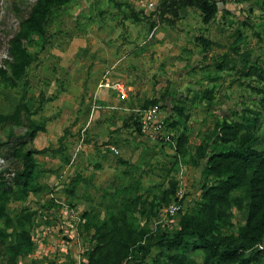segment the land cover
Returning <instances> with one entry per match:
<instances>
[{"label": "rangeland", "instance_id": "rangeland-1", "mask_svg": "<svg viewBox=\"0 0 264 264\" xmlns=\"http://www.w3.org/2000/svg\"><path fill=\"white\" fill-rule=\"evenodd\" d=\"M125 1L156 18L162 0ZM35 2L0 0V65L9 58V41ZM218 2L220 11L210 23L202 21L197 9L187 8L175 27L161 24L153 30L147 21L126 17L128 9L110 0H72L53 9L47 22L52 36L46 46L41 47L38 34L28 42L30 51L38 54L27 72L29 83L17 88L0 83V113H12L23 94L33 109L41 95L46 98L39 113L23 116V124L0 123V169L21 165L11 151L31 120L44 123L46 131L27 148H59L65 135L63 151L35 154L39 162L35 182L44 189L7 205L14 219L32 212L24 227L31 230L34 249L16 262L10 260L7 245L23 227L15 220L7 224L4 218L0 226L11 235L0 241V264H79L94 246V224L122 209L135 191L149 200L162 196L172 178L185 192V212L195 210L203 185L215 182L206 173V163H196V147L216 120L238 118L249 109L264 113V79L259 75L264 74V0ZM201 35L213 41L207 51L196 39ZM106 78L122 84L126 95L101 86ZM212 87L213 102L197 96ZM164 94L168 98L159 103L154 119L158 126L149 123L142 134L122 127L125 118L142 117L146 99ZM184 99L190 144L178 155L175 138L184 129V120L173 116L172 107ZM173 121L179 127L171 125ZM260 131L264 137V117ZM77 174L81 182L71 195L67 188ZM7 175L12 177L13 172ZM167 206L156 217L131 218L152 230H173L177 218L166 214ZM246 216L245 210L234 208L224 231L237 233ZM158 255L160 248L144 262L132 259L127 264H162L157 259L165 257ZM193 258L202 262L201 250Z\"/></svg>", "mask_w": 264, "mask_h": 264}, {"label": "trees", "instance_id": "trees-1", "mask_svg": "<svg viewBox=\"0 0 264 264\" xmlns=\"http://www.w3.org/2000/svg\"><path fill=\"white\" fill-rule=\"evenodd\" d=\"M110 1L120 9L127 8L126 17L136 22L147 21L150 30L161 24L175 27L182 17V10L187 8L197 9L204 23L214 21L220 11L218 0H162L155 10V18L151 14H144L142 10H136L129 1ZM71 2L72 0H36L9 41V58L5 64L0 65V83L12 88H17L21 83H29L27 72L38 54L30 51L28 42L33 34H38L42 39L41 47H45L52 36L47 30V22L53 9ZM196 39L204 51L209 50L213 44L212 40L202 35ZM218 67L222 69L223 66ZM259 75L264 79L261 71ZM215 91L214 87L206 88L199 91L197 96L210 103L215 99ZM167 98L164 94L160 98L146 99L142 108L159 104ZM45 100L41 95L39 106L33 109L26 101V94H23L12 113H0V123L23 124V116L39 113ZM187 103L184 99L172 107L173 116L184 120V129L175 138V151L178 155L184 154L190 144ZM263 117L264 113L249 109V112L245 111L238 118L226 116L222 120H216L213 129L206 133L203 142L196 147L195 159L198 165H201L200 161L206 163V173L215 182L203 185L201 200L196 204L195 210H183L175 216L178 225L176 228L152 230L148 225L139 226L131 218L132 214H140L147 219L156 217L161 207L177 200L178 182L172 178L169 188L162 196H154L149 200L135 191L122 209L94 224V246L82 260V264H127L132 259L144 262L157 248H160L158 256L165 257L163 260L157 259L162 264H264V247H261L264 242V137L260 131ZM122 123V127L142 134L143 126L139 116L131 115ZM171 125L177 128L180 124L173 121ZM45 131L44 123L31 120L11 151V155L21 165L12 170L0 169V221L5 218L6 223L10 224L15 220L23 227L15 232L14 242L6 248L13 262L18 257L28 256L33 252V235L30 229L24 227L26 222L31 221L33 214L30 212L24 215L23 212L14 219L8 214L7 205L11 200H23L44 189L43 184L35 182L39 168L35 154L63 151L65 135L60 138L59 148L26 147L39 132ZM122 162L126 164L125 161ZM8 172H13V176H8ZM80 182V174L73 176L67 191L76 195ZM234 208L247 212L246 221L237 233H226L224 230L231 224ZM10 235L0 226V241H5ZM198 250L203 255L200 263L193 258Z\"/></svg>", "mask_w": 264, "mask_h": 264}, {"label": "built area", "instance_id": "built-area-1", "mask_svg": "<svg viewBox=\"0 0 264 264\" xmlns=\"http://www.w3.org/2000/svg\"><path fill=\"white\" fill-rule=\"evenodd\" d=\"M150 6H153V3L149 4ZM104 87H110L113 89H117L119 90L123 95H126V88L120 84V83H111L107 78H106V83L101 85ZM159 104H155L152 105L146 109H143V113H142V117H141V123L143 128H148L149 127V123H152L153 125H157L158 126V122H156L154 119L155 117L158 115V110H159ZM154 121V122H153ZM110 148L113 152L118 153L119 149L117 148V146L115 145H110ZM185 197V192L183 189L179 188L178 192H177V200L173 201L170 205L167 206L166 208V214L171 216V217H175L179 214L180 211L184 210V204L182 202V200ZM261 247H264V242L262 243ZM79 264H82V260H79Z\"/></svg>", "mask_w": 264, "mask_h": 264}]
</instances>
